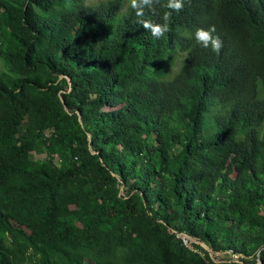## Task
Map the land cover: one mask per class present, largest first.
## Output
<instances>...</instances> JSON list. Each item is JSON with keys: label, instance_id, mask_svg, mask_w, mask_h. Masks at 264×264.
Returning a JSON list of instances; mask_svg holds the SVG:
<instances>
[{"label": "trees", "instance_id": "1", "mask_svg": "<svg viewBox=\"0 0 264 264\" xmlns=\"http://www.w3.org/2000/svg\"><path fill=\"white\" fill-rule=\"evenodd\" d=\"M263 60L264 0H0V264H264Z\"/></svg>", "mask_w": 264, "mask_h": 264}, {"label": "rangeland", "instance_id": "2", "mask_svg": "<svg viewBox=\"0 0 264 264\" xmlns=\"http://www.w3.org/2000/svg\"><path fill=\"white\" fill-rule=\"evenodd\" d=\"M65 45V42L63 40H60L53 48H52V51L55 52V53H58L61 48ZM46 157V155L44 153H32L31 154V161L33 163H37L39 160H42ZM54 162L58 165L60 163V161L58 160V158L56 157ZM224 184H226V181H224ZM42 234L44 236H46V233L43 231ZM181 237H185L183 235H181ZM185 238H188V237H185ZM190 241H192L191 243H187V247L192 249V244H196V245H199L200 247H202L203 249H205L207 252H208V256L210 257L211 261L213 262V264H223L225 263L224 261H230L231 259L233 260L234 258H229V254L226 252V255L223 254V253H217V252H213L211 251L204 243L202 242H199L197 241L196 239L194 238H188ZM258 255V254H257ZM206 263L208 264H211L210 262H208V260L206 259L205 260ZM261 261L257 260V264H260ZM18 264H28V259L22 255L20 257V259L18 260ZM85 264H89L87 262H85Z\"/></svg>", "mask_w": 264, "mask_h": 264}, {"label": "clouds", "instance_id": "3", "mask_svg": "<svg viewBox=\"0 0 264 264\" xmlns=\"http://www.w3.org/2000/svg\"><path fill=\"white\" fill-rule=\"evenodd\" d=\"M145 3H148L149 0H144ZM176 9L179 10L181 5L179 3H177L175 5ZM214 31V28L210 29L209 32H205L204 30L200 29V30H197V37L200 38V39H204L205 40V44L207 46V41L208 40H211V44L213 46L214 49H218L219 48V41L218 39H215V38H212L211 37V32ZM160 32V29L157 28L155 30V33L158 34Z\"/></svg>", "mask_w": 264, "mask_h": 264}, {"label": "built area", "instance_id": "4", "mask_svg": "<svg viewBox=\"0 0 264 264\" xmlns=\"http://www.w3.org/2000/svg\"><path fill=\"white\" fill-rule=\"evenodd\" d=\"M184 236V235H183ZM180 237V239L182 240V242H183V244L187 247V243H188V241H189V243H191L192 241H190L188 238H185V237H187V236H185V237H181V236H179ZM190 249V248H189ZM226 252L229 254V258H234L233 259V261L234 260H237V258H238V256L237 255H233L230 251H225V252H222L223 254H225L226 255ZM217 253H221V252H217Z\"/></svg>", "mask_w": 264, "mask_h": 264}, {"label": "water", "instance_id": "5", "mask_svg": "<svg viewBox=\"0 0 264 264\" xmlns=\"http://www.w3.org/2000/svg\"><path fill=\"white\" fill-rule=\"evenodd\" d=\"M258 261H259V259H258ZM260 264H262V263H260Z\"/></svg>", "mask_w": 264, "mask_h": 264}, {"label": "bare ground", "instance_id": "6", "mask_svg": "<svg viewBox=\"0 0 264 264\" xmlns=\"http://www.w3.org/2000/svg\"><path fill=\"white\" fill-rule=\"evenodd\" d=\"M263 62H264V60H263ZM183 63V62H182Z\"/></svg>", "mask_w": 264, "mask_h": 264}]
</instances>
